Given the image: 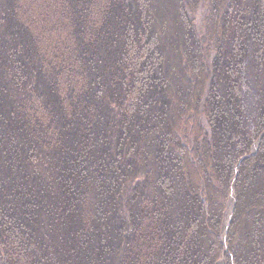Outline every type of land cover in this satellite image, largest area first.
<instances>
[{
  "label": "trees",
  "instance_id": "1",
  "mask_svg": "<svg viewBox=\"0 0 264 264\" xmlns=\"http://www.w3.org/2000/svg\"><path fill=\"white\" fill-rule=\"evenodd\" d=\"M0 264H264V0H0Z\"/></svg>",
  "mask_w": 264,
  "mask_h": 264
},
{
  "label": "rangeland",
  "instance_id": "2",
  "mask_svg": "<svg viewBox=\"0 0 264 264\" xmlns=\"http://www.w3.org/2000/svg\"><path fill=\"white\" fill-rule=\"evenodd\" d=\"M204 15H205V7L201 6L197 9L196 14H195L196 24L198 26L202 25V19H203ZM254 53H255V48L251 42L250 46L248 47L247 56L244 59L245 81H244V86H243V93H244V98H245V102H246L247 118L251 124H253L254 117L256 114V109H257V106H256V103H257L256 80H255V74H254L255 68L253 65L255 62ZM229 208H230V206H229ZM226 216H227V214L225 215V219H226ZM221 235H222V240H223V234H221ZM225 243L227 244V233H226V242ZM225 243H224V245H225Z\"/></svg>",
  "mask_w": 264,
  "mask_h": 264
},
{
  "label": "water",
  "instance_id": "3",
  "mask_svg": "<svg viewBox=\"0 0 264 264\" xmlns=\"http://www.w3.org/2000/svg\"><path fill=\"white\" fill-rule=\"evenodd\" d=\"M258 144H259V139L256 142V147L254 149V152L256 151ZM234 187H235V185L233 183L232 192H231V200H230V204H229L230 208L226 212L227 216H226L224 227H223V230H222L223 242L224 243L226 242V233L228 231L229 223L231 222V219H232L234 205H235V202H236V196H235ZM227 248H228V245L225 243V249H227Z\"/></svg>",
  "mask_w": 264,
  "mask_h": 264
}]
</instances>
